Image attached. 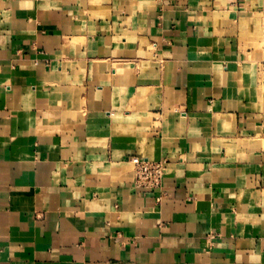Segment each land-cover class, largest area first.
Here are the masks:
<instances>
[{
  "label": "crops",
  "instance_id": "0c3cea01",
  "mask_svg": "<svg viewBox=\"0 0 264 264\" xmlns=\"http://www.w3.org/2000/svg\"><path fill=\"white\" fill-rule=\"evenodd\" d=\"M263 13L0 0V264H264Z\"/></svg>",
  "mask_w": 264,
  "mask_h": 264
},
{
  "label": "built area",
  "instance_id": "2783aa9c",
  "mask_svg": "<svg viewBox=\"0 0 264 264\" xmlns=\"http://www.w3.org/2000/svg\"><path fill=\"white\" fill-rule=\"evenodd\" d=\"M261 34L264 40V13L261 18ZM260 72L262 73V80L264 82V52L259 61ZM129 162L133 166V183L135 186L146 189H158L161 187L166 161L149 160L139 156H131ZM160 197H157L159 200Z\"/></svg>",
  "mask_w": 264,
  "mask_h": 264
},
{
  "label": "rangeland",
  "instance_id": "374dc122",
  "mask_svg": "<svg viewBox=\"0 0 264 264\" xmlns=\"http://www.w3.org/2000/svg\"><path fill=\"white\" fill-rule=\"evenodd\" d=\"M256 47L258 48H262L263 52H264V40L262 38V34H261V16L260 19L258 20V31H257V35H256Z\"/></svg>",
  "mask_w": 264,
  "mask_h": 264
}]
</instances>
